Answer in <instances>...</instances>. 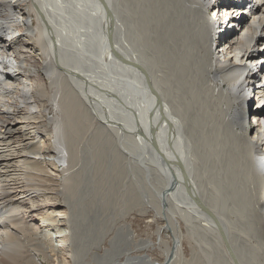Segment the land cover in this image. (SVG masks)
I'll return each mask as SVG.
<instances>
[{
	"label": "bare ground",
	"instance_id": "obj_1",
	"mask_svg": "<svg viewBox=\"0 0 264 264\" xmlns=\"http://www.w3.org/2000/svg\"><path fill=\"white\" fill-rule=\"evenodd\" d=\"M223 2L0 0V264H264V0ZM112 168L155 241L83 243ZM51 193L65 209L28 222Z\"/></svg>",
	"mask_w": 264,
	"mask_h": 264
},
{
	"label": "rangeland",
	"instance_id": "obj_2",
	"mask_svg": "<svg viewBox=\"0 0 264 264\" xmlns=\"http://www.w3.org/2000/svg\"><path fill=\"white\" fill-rule=\"evenodd\" d=\"M160 5H159L160 8L162 7L163 10L165 8L164 11L167 12L168 6H166V5L163 6V4H161V0H160ZM164 11H162V10L158 11L157 14H161ZM129 15H128L129 19L134 18L133 20L130 19L131 21H133L132 22V24H133L132 28L134 29L135 26L137 25L136 23H138L139 18L137 16H135L134 13H132V15H133L132 16L129 12ZM129 21H128V24L130 23ZM124 26H126V25L124 24ZM137 26H139V25H137ZM126 29L127 28L124 29L122 41L124 43L123 46L124 47L126 46L127 51H128V49H129V51H133V49H134V50H138L141 52H147L145 49L146 48L145 45L140 46L137 43L132 44V42H134V41L133 40L131 41V39L128 40L129 37H127L128 36L127 34H128L129 27L127 30ZM17 32H18V30H17ZM122 32H123V30H122ZM124 37H125V40H124ZM129 41H131V42H129ZM126 42H128V43L126 44ZM132 46H133V48H132ZM250 98H251L250 99L251 104H253L255 101V96L250 95ZM112 166H113V164H112ZM51 167L54 168V165L53 166L51 165ZM54 169H57V168L55 167ZM112 170H113V172H112L113 175L111 176V174H110L111 177L108 179V181L105 182V186H103V188H102V190H105L106 186H108V187L110 186V188L112 189L110 192H108L106 194V196L108 198L104 199L103 202L101 201L102 204H99V206L97 205L96 206L97 208H94V210H92V208H91L90 211L92 213L88 210V211H82L83 213H80V215H79V217L81 216L80 218L82 219L81 221L83 222L82 223L83 229L86 231H87V229H93L94 231L96 230L95 234L97 235V236L94 235L93 233H91L92 232L91 231L89 233L90 235L88 236L86 234L87 232L83 230V233L85 234V236L83 235V240L85 239L83 241V243H85V241H87L88 238H92L91 241H93L97 238H99V239L104 238L105 236H106V238L102 241L105 246L107 245V240L110 238H114V242H118V243H121L124 240L130 241V239H129V232L130 231H133L135 233L134 240L137 242H139V239L140 240L142 239L144 241H147V240L155 241L156 237L158 235V232H159L158 228L160 226H163L164 224H166V222L151 221V220H153L152 215L154 216V211H151V212L147 213L148 215L143 216L146 213L145 209H144V205L136 204L135 200H131L129 198V197L133 196L131 193V190H129V183H127L126 186L123 187L121 185V184H123V183H121V180H122L121 174L118 173L119 171L116 169L112 168ZM129 178H130V176H129ZM129 178H127L125 180L127 182H129L130 181ZM141 192H140V194H141ZM100 194H102V193H100ZM50 196L51 197L50 198L48 197L47 200L44 199L43 197H37L34 199V201H33V199H30L31 201H28V202L25 201V203L23 204V209L29 211L30 210L29 208H32L30 214H27L29 212L26 211L27 213L25 212V215H24L25 218L28 220V222H31V220H33L32 222H34L40 213H42L46 210L51 211L53 209V207L60 206V209H65V207L61 206V205H64L65 203H67L64 201L63 195L51 193ZM109 197H111V198H109ZM82 200H83V202H85L86 201L85 197L82 198ZM74 201H77V198H75ZM32 202L35 204H32ZM95 209H97L96 211L98 213L95 211ZM84 213L86 215H84ZM89 213H90L91 217H90ZM93 214H95V216H93ZM97 214H99V215L97 216ZM87 215H89V216H87ZM84 218H85V220H84ZM95 219H97L98 221ZM143 220H145L146 222H143ZM91 221H93V222H91ZM96 222L100 223V224H97ZM93 223L96 225V227L99 231L98 234H97L98 231H97V229ZM85 224H87V225H85ZM97 225H99L101 227H99ZM86 227H87V229H86ZM102 233H104V236L102 235ZM100 235H101V237H99ZM170 235H171V231L168 229H164V231L162 232V237H163V241H165V243L162 244L161 248H156L154 250L152 248H146V251L154 259H156L162 263H165L164 262L165 257H166L165 251H167L170 248V246L172 245V239H171ZM56 239L57 238H55V240ZM56 241H49V242L56 243ZM88 246L89 245H87V248H88ZM90 246L92 247V245H90ZM94 246L90 250L85 248L86 249L85 252H87L85 255V258L87 259L86 264H96L93 259L96 260V258L97 259L99 258V255L97 254L98 251H99L98 252L99 254L102 253V251L98 250ZM137 252L141 253V251H139V250ZM197 253H198V255L206 254L207 255L206 260H208V262H207L208 264H224L220 261L218 262V261L213 260L211 258L212 256L210 257V255L206 251H199ZM88 254H89V256H88ZM184 255L185 256L183 257V259L185 262L186 261L185 259H190V258L192 259L194 256V253L190 254V252H184ZM50 258H49L50 260L47 259L44 262V264H57V263H55V260L53 259V258H55L54 256H51ZM116 258H119V260H124V256L122 253H121V255L117 256ZM204 259H205V257H204ZM92 260H93V263H92ZM179 260H180V258L175 259V263L178 264Z\"/></svg>",
	"mask_w": 264,
	"mask_h": 264
},
{
	"label": "water",
	"instance_id": "obj_3",
	"mask_svg": "<svg viewBox=\"0 0 264 264\" xmlns=\"http://www.w3.org/2000/svg\"><path fill=\"white\" fill-rule=\"evenodd\" d=\"M111 41H112V40L110 39L109 43H111Z\"/></svg>",
	"mask_w": 264,
	"mask_h": 264
}]
</instances>
